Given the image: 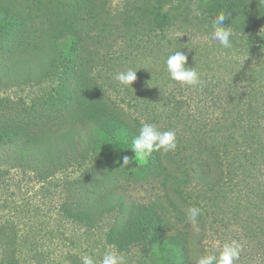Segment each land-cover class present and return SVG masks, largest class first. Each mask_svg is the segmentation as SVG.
<instances>
[{"label":"trees","instance_id":"trees-1","mask_svg":"<svg viewBox=\"0 0 264 264\" xmlns=\"http://www.w3.org/2000/svg\"><path fill=\"white\" fill-rule=\"evenodd\" d=\"M221 11L234 43L223 52L220 72L210 73L182 38L212 42L210 23ZM129 38L163 69L148 74L145 94L123 90L128 111L108 98L106 74H94L96 60L111 59ZM175 42L204 81L193 100L174 96L163 72ZM26 84L41 87L31 100L2 95ZM49 106L54 115H45ZM141 122L175 128L177 148L120 167L123 155L134 158L129 148ZM164 160L177 174L167 173ZM69 168L82 178L62 179L60 214L88 228L113 214L104 241L119 252L149 264H191L193 234L183 212L175 214L185 224L173 233L172 213L158 202L122 192L99 209L81 192L115 178L122 188L123 174H149L204 210L198 248L205 250L208 233L221 242L237 239L244 246L237 264H264V0H0L1 202L15 203L22 185L53 183ZM17 242L12 220L0 218V264H18Z\"/></svg>","mask_w":264,"mask_h":264},{"label":"rangeland","instance_id":"rangeland-1","mask_svg":"<svg viewBox=\"0 0 264 264\" xmlns=\"http://www.w3.org/2000/svg\"><path fill=\"white\" fill-rule=\"evenodd\" d=\"M120 1L113 0V3L119 4ZM205 38L193 34L187 37V40L182 38V42L187 43L186 45L189 47L187 52L192 54L194 60L196 58L199 60L200 66L209 68L210 73H213V71L218 73L221 70V64H223V52H225V49L217 41L213 40L210 42L206 41ZM129 40L128 44L122 46L120 53L118 51L110 53L111 59L106 57L104 60H96V66L97 64L99 66H97L94 74V76L99 77L100 70L106 74L105 89L109 88L108 98L127 108L128 111L132 109L120 101V98L126 97L123 90L127 87L122 86L115 80L116 73L129 67L138 69L137 80L131 85L132 88H128L135 89L136 91L140 90L141 94H145L148 74L154 71L160 72L163 69L159 61H154L146 49H142L141 47L138 48L139 50L135 49L136 39L131 40L129 38ZM40 57H43V54ZM187 63L188 66H192L189 62ZM163 72L166 73L165 70ZM107 76L109 77L108 80ZM99 82L102 81L99 79ZM170 83L169 87L175 92L174 96H178L179 99L183 100H193V97L196 94H200L202 90L199 88L198 91V88L183 86L173 81H170ZM114 89L116 90L114 91ZM176 89H179L182 96L177 95ZM39 91H41V87L26 84L2 91V95H9L15 102H23L36 97ZM166 93L170 96L169 91ZM131 103L134 102L131 101ZM50 108V106L47 108L45 115H54L55 110ZM163 165L168 174H177L172 165L166 160H164ZM148 175H142L138 178V176L134 177L133 175L123 174L117 177L120 179L118 181H121L122 188L116 186L117 180L115 178V180L111 181H99L87 184L81 192L90 198L91 201L97 202L99 209L109 206L113 196L122 192L141 203L158 202L169 213H172L170 216L171 232L175 233L182 229L185 224V222H180L183 216L175 213L183 212V208L188 206L190 201L186 197L185 202H183L180 196L169 185L163 186L158 180L152 181L151 176ZM64 178H67L69 182L82 178L81 170L69 168L64 170L63 173L59 172L55 176L53 183L50 184L30 183L22 185L21 191L17 192L19 197L11 199L15 203L10 204V202H7L3 204L1 202L2 197H0V218L5 219L6 216L11 219L18 229V242L15 248L18 264H81L80 257L84 254L92 255L99 261L107 249L108 245L104 241V232L111 224L113 214H107L103 218L98 219L89 228L63 219V216L59 212L58 202L63 197L64 189L61 181ZM13 210H17V212L13 213ZM36 219L38 221L35 222ZM206 236L208 239L203 241V248L205 250L201 247L198 248L195 242L196 238L194 235L192 236L190 240L193 250L192 256L196 253H207L211 249H218L216 246L224 243L212 234L208 233ZM119 253L125 256L126 264H149L144 262L134 252Z\"/></svg>","mask_w":264,"mask_h":264},{"label":"clouds","instance_id":"clouds-1","mask_svg":"<svg viewBox=\"0 0 264 264\" xmlns=\"http://www.w3.org/2000/svg\"><path fill=\"white\" fill-rule=\"evenodd\" d=\"M226 19H228L227 13L224 11L218 12L211 20L210 35L223 49H232L235 33L232 25L225 26L224 21ZM184 47V45H178L175 42V47L167 55L164 62V70L167 73V77L170 81L183 86L202 88L204 81L201 77V72L194 65L188 66V54L181 50ZM137 70L129 67L117 72L115 80L122 86L131 87L137 80ZM136 132L137 134L132 139L129 148L134 153V158L127 154L123 155L120 167H130L133 164V159L136 165L137 160L145 159L153 152L160 151L163 154H167L174 152L177 148V131L175 128L170 127L165 130L157 124L141 122ZM203 211L201 207L194 204H189L183 208L184 220L191 226L195 237H199L201 233L200 217L203 215ZM216 247L218 251L212 250L207 253H196L193 255L191 264H237L244 251L243 244L237 239H231L218 244ZM80 261L81 264H126L125 256L118 252L115 245H108L99 261L88 254L82 255Z\"/></svg>","mask_w":264,"mask_h":264}]
</instances>
